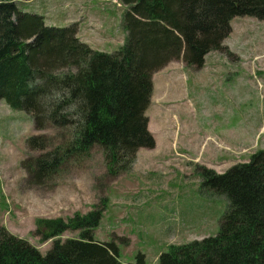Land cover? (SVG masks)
<instances>
[{
  "label": "trees",
  "instance_id": "obj_1",
  "mask_svg": "<svg viewBox=\"0 0 264 264\" xmlns=\"http://www.w3.org/2000/svg\"><path fill=\"white\" fill-rule=\"evenodd\" d=\"M18 0H0V98L27 111L36 129L51 122L70 127L66 140L47 148L44 135L29 134L38 150L21 160L28 177L45 183L70 155L102 147L116 175L130 167L137 149L153 147L145 109L152 74L170 60L199 68L223 43L235 15L264 19V0H119L125 39L111 52L91 47L77 26L47 24L43 14ZM202 183L224 193L228 206L216 234L170 243L157 264H264V147L224 171L199 165ZM101 207L63 218L36 217L35 233L51 245L42 252L0 225V264H146L119 258L113 240L94 237ZM75 236L61 238L63 231Z\"/></svg>",
  "mask_w": 264,
  "mask_h": 264
},
{
  "label": "rangeland",
  "instance_id": "obj_2",
  "mask_svg": "<svg viewBox=\"0 0 264 264\" xmlns=\"http://www.w3.org/2000/svg\"><path fill=\"white\" fill-rule=\"evenodd\" d=\"M17 2L47 24L74 23L93 48L111 52L125 39L126 5L119 0ZM230 23L223 40L230 53L210 50L199 68L179 59L153 72L145 113L155 145L139 147L130 167L116 175L95 144L66 157L45 183L31 181L21 160L38 150L29 149L26 137L44 135L51 148L71 128L48 122L36 129L27 111L0 98V225L44 252L52 240L35 233L36 217L101 207L94 237L115 241L122 261L143 253L146 264H157L170 243L216 234L228 201L202 183L199 165L224 171L264 147V19L235 15ZM76 234L67 229L60 236Z\"/></svg>",
  "mask_w": 264,
  "mask_h": 264
},
{
  "label": "crops",
  "instance_id": "obj_3",
  "mask_svg": "<svg viewBox=\"0 0 264 264\" xmlns=\"http://www.w3.org/2000/svg\"><path fill=\"white\" fill-rule=\"evenodd\" d=\"M78 35H79L80 38H82L80 34H78ZM208 52H209V51H208ZM208 52H207V53H208ZM207 53H206V55H207ZM206 55H205V56H206ZM171 61H174V60H170L166 65H164V66L161 67V68L167 67V66L170 64ZM177 61L179 62V59H177ZM179 63H180V62H179ZM182 63L185 64L184 62H182ZM204 63H205V61H204ZM185 65H186V64H185ZM202 66H203V65H202ZM152 75H153V74H152ZM149 124H150V120L148 121V127H149Z\"/></svg>",
  "mask_w": 264,
  "mask_h": 264
}]
</instances>
